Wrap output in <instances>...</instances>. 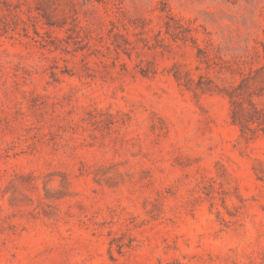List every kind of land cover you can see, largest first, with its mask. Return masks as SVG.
<instances>
[{
	"label": "rangeland",
	"instance_id": "obj_1",
	"mask_svg": "<svg viewBox=\"0 0 264 264\" xmlns=\"http://www.w3.org/2000/svg\"><path fill=\"white\" fill-rule=\"evenodd\" d=\"M0 264H264V0H0Z\"/></svg>",
	"mask_w": 264,
	"mask_h": 264
},
{
	"label": "trees",
	"instance_id": "obj_2",
	"mask_svg": "<svg viewBox=\"0 0 264 264\" xmlns=\"http://www.w3.org/2000/svg\"><path fill=\"white\" fill-rule=\"evenodd\" d=\"M231 116H232V122H233V123H238V124L241 125V121L236 117L235 114H232ZM248 120H251L252 122H254L252 118H250V119H248Z\"/></svg>",
	"mask_w": 264,
	"mask_h": 264
}]
</instances>
